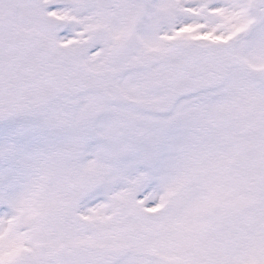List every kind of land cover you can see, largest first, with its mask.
I'll return each mask as SVG.
<instances>
[{
    "label": "snow or ice",
    "instance_id": "1",
    "mask_svg": "<svg viewBox=\"0 0 264 264\" xmlns=\"http://www.w3.org/2000/svg\"><path fill=\"white\" fill-rule=\"evenodd\" d=\"M0 264H264V0H0Z\"/></svg>",
    "mask_w": 264,
    "mask_h": 264
}]
</instances>
